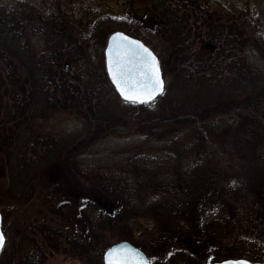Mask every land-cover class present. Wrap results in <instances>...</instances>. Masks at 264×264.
Returning a JSON list of instances; mask_svg holds the SVG:
<instances>
[{
	"label": "trees",
	"instance_id": "16d2710c",
	"mask_svg": "<svg viewBox=\"0 0 264 264\" xmlns=\"http://www.w3.org/2000/svg\"><path fill=\"white\" fill-rule=\"evenodd\" d=\"M150 1L158 14L156 41L141 31L121 29L153 49L167 77L157 97L160 106L154 108L149 102L121 98L104 68L95 73L78 67L86 52L59 7L43 15L0 3V179L4 181L0 189L17 204L43 202L52 216L64 214L62 207L68 202L58 199L53 187L62 163H72L79 175L93 179L99 190L76 211L92 239L67 237L74 254H87L86 264H104L98 253L106 246V232L134 242L154 259L157 251L168 255L194 244L211 250L208 241L213 235L208 229L233 223L246 235L240 243L255 248L241 247L237 253L218 250L205 264L228 257L264 262V254L257 250L264 246V93H256L264 89V34L241 15H216L195 0ZM246 47L257 53L260 64L247 60ZM66 108L83 118L88 141L132 124L150 129L151 134L171 130L169 138H163L172 149L167 151L170 158L189 152L200 155L184 179L188 184L183 198L146 201L138 208L121 191L106 189L103 181L90 176L101 171L96 163L86 166L78 161L80 134L55 136L40 129L41 120ZM151 157L139 153L133 160L145 163ZM210 164L214 178L196 177L200 170L210 171ZM210 202L221 204L225 211L235 204L239 212L236 217L233 210L209 217L204 207ZM0 214L6 232L8 213L0 210ZM146 215L159 228L149 231L148 241H139L126 220ZM49 227L43 222L38 226L48 252L65 251L56 240L60 230ZM37 249L40 264L47 252ZM11 258L7 264H24L17 251L12 250Z\"/></svg>",
	"mask_w": 264,
	"mask_h": 264
},
{
	"label": "rangeland",
	"instance_id": "374dc122",
	"mask_svg": "<svg viewBox=\"0 0 264 264\" xmlns=\"http://www.w3.org/2000/svg\"><path fill=\"white\" fill-rule=\"evenodd\" d=\"M195 1L204 11L209 10L216 15L225 17L232 14H237L238 17L241 15L247 18V21L257 32L264 34V0ZM0 3L14 10L23 8L43 15H48L51 9L59 7L69 29L82 43L86 52V58L80 61L78 67L81 69L87 67L95 73L105 69L104 47L107 36L112 31L122 30L121 28L126 26L128 29L141 31L156 41L154 22L158 14L153 9L150 0H0ZM244 52L249 62L260 64L259 56L251 48L246 47ZM74 65L77 66V64ZM164 79L166 81L167 77ZM256 93H264V89L257 90ZM149 103L154 108L159 107L161 101L155 98ZM39 126L42 131L55 136L80 134V138L76 140L80 147L78 161L86 166L96 163V168H100L101 171L90 172V176L93 174L94 177H97L95 179L103 181L106 189H117L124 196L132 198L134 202L131 201L138 208L143 207L146 201L151 200L161 202L181 200L184 195L183 188L188 184L184 179L190 176V167L200 156L189 152L181 155L178 159L170 158L167 151L172 152V149L163 138H169V135L172 134L171 130H166L162 134H151L150 129L141 130L136 124H132L129 128L110 130L95 141H88L89 137L84 136L86 131L83 118L73 108L61 109L52 117L41 120ZM139 153L150 154L152 160L135 163L133 158ZM211 163L213 162L211 161ZM210 168V171L196 172V177L202 179L215 176V173L212 172L213 164H210ZM59 170L60 173L56 172L58 184L53 187L56 188L58 199L66 198L68 201L63 205L64 214L61 215L52 214L50 216L46 204L43 202L14 203L5 198L6 196L0 189V198H2L0 210L4 214L8 213L7 220L10 221L9 230L4 232L5 244L0 251V264L10 262L12 250L17 251L20 259L24 260V264H37L35 259L37 248L47 252V257L40 264L87 263V259H89L87 254L83 257L74 254L71 249L73 245L67 237L80 239L81 242L92 239V233L90 234L86 229V222L76 214V211L88 197L95 196L99 187L92 181L93 179H86L79 175L74 170L72 163L67 165L62 163ZM3 182L1 178L0 187L4 184ZM232 206L225 211L226 209L221 204L210 202L204 207V212L209 217L219 218L223 212L230 214L233 210L236 217L239 209L235 204ZM38 209H41V212ZM244 209L242 208L241 211ZM41 222L47 223L49 228L60 230L56 240L65 247V251L48 252L50 248L45 247V239L38 228ZM155 223L150 215L126 220L128 228L133 231L135 239L139 241L149 240L151 236L149 231L154 232L159 228ZM155 227L157 229H154ZM184 227H188L185 221ZM234 227L235 223L230 227L222 226L218 230L210 227L208 232L213 236L208 243L212 247L211 250L209 248L207 250L204 244H194L189 249L184 251L177 249V252L172 251L168 255L164 253L161 256L157 251L158 256L154 259L145 253L150 264H205L215 252L237 253L239 252L238 248L241 247L246 250L254 249V245L246 244L244 246L240 243V239H244L246 235ZM142 229L145 231L139 235L143 231ZM104 240L106 246L98 253L102 263L106 249L121 239L117 233L112 237L110 233L106 232ZM131 243L139 247L134 242ZM257 250L264 254V246H259Z\"/></svg>",
	"mask_w": 264,
	"mask_h": 264
},
{
	"label": "snow or ice",
	"instance_id": "6c2138e0",
	"mask_svg": "<svg viewBox=\"0 0 264 264\" xmlns=\"http://www.w3.org/2000/svg\"><path fill=\"white\" fill-rule=\"evenodd\" d=\"M121 37L123 42L117 43L115 48L110 45L109 71L113 80L122 94L128 99H151L157 91H163V80L160 75L159 63L151 49L141 44L138 40L125 37L123 33L114 34ZM131 56L138 63L139 70L135 76L129 75L127 71L128 57ZM4 243L3 234L0 233V246ZM119 249L109 248L106 259L111 258ZM138 250L132 249L131 253L122 254V264H149L147 258L142 254H136ZM222 264H250L249 261L238 259L235 261H223Z\"/></svg>",
	"mask_w": 264,
	"mask_h": 264
},
{
	"label": "water",
	"instance_id": "95a60500",
	"mask_svg": "<svg viewBox=\"0 0 264 264\" xmlns=\"http://www.w3.org/2000/svg\"><path fill=\"white\" fill-rule=\"evenodd\" d=\"M116 33H123V35L125 37H130L132 40H138L141 42V44L145 45L147 48L151 49L150 46H148L147 44H145L140 38L138 37H135V36H132L122 30H114L112 31L108 36H107V39H106V43H105V47H104V58H105V68H106V72H107V75L110 79V81L112 82V84L114 85L116 91L118 92V94L126 99V100H129V101H135V102H148V101H151V100H154L155 98H157L159 96V94L161 93V91H157L155 93V95L151 98V99H136V100H131V99H128L126 97L125 94H122L120 89L117 87V84L116 82L113 80V77H112V74L111 72L109 71V63H108V60H109V53H108V49H109V46L112 45L114 48L116 46L117 43H120V42H123L122 38L121 37H116L114 34ZM151 51L153 52V50L151 49ZM154 53V52H153ZM155 54V53H154ZM156 56V54H155ZM157 58V56H156ZM128 67H127V71L129 73V75L131 76H135L137 73H138V70H139V66H138V63L135 59H133L131 56H129L128 58ZM158 60V58H157ZM158 63H159V60H158ZM159 69H160V75H161V78L163 80V88H164V85H165V79L163 77V74H162V71H161V67H160V64H159ZM0 221H1V215H0ZM0 233L3 234V237H4V243H5V234L3 232V230L1 229V225H0ZM3 243V245H4ZM2 246H0V250L2 249ZM109 248H113V249H119L120 251L119 252H114L109 259H106V254H107V251ZM132 249H135V250H138V252L136 254H142L143 257L147 258L148 262H149V258L147 257V255L140 249L138 248L137 246L133 245L131 242L127 241V240H121V241H117L113 244H111L107 249L106 251L104 252L103 254V262L104 264H122V254H125V253H131V250ZM238 259H243V258H228V259H223V260H220V261H215L211 264H222L223 261H235V260H238ZM244 260H247V259H244ZM250 262V264H264V262H255V261H250V260H247Z\"/></svg>",
	"mask_w": 264,
	"mask_h": 264
},
{
	"label": "flooded vegetation",
	"instance_id": "af4514ba",
	"mask_svg": "<svg viewBox=\"0 0 264 264\" xmlns=\"http://www.w3.org/2000/svg\"><path fill=\"white\" fill-rule=\"evenodd\" d=\"M148 257V256H147ZM149 264H150V261H149Z\"/></svg>",
	"mask_w": 264,
	"mask_h": 264
}]
</instances>
